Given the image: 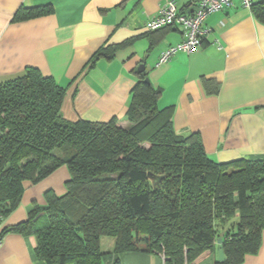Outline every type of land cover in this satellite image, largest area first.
<instances>
[{"label":"trees","instance_id":"16d2710c","mask_svg":"<svg viewBox=\"0 0 264 264\" xmlns=\"http://www.w3.org/2000/svg\"><path fill=\"white\" fill-rule=\"evenodd\" d=\"M264 21V1L253 2ZM52 5L20 7L14 20L51 14ZM118 45L90 59H113ZM140 71L127 110L131 125L71 121L62 113L66 87L36 67L0 83V220L20 204L24 182L66 165L67 192L5 227L36 239L48 264H121L127 250L157 251L165 264H200L217 253L240 264L259 250L264 231V158L212 160L198 133H176L161 90ZM149 144V146H148ZM148 172L164 176L158 187ZM112 240L113 249L104 248Z\"/></svg>","mask_w":264,"mask_h":264},{"label":"crops","instance_id":"0c3cea01","mask_svg":"<svg viewBox=\"0 0 264 264\" xmlns=\"http://www.w3.org/2000/svg\"><path fill=\"white\" fill-rule=\"evenodd\" d=\"M192 12L198 0H175ZM260 2L264 0H253ZM167 0H0V83L36 67L66 87L62 113L71 121L128 125L127 110L140 71L161 90L159 108H171L176 133H198L208 156L218 162L264 158V21L251 8L211 13L201 46L180 51L156 65L161 53L183 39L179 25L148 30V20ZM52 5L51 14L16 21L20 7ZM118 45L113 59H90L102 46ZM145 68L141 69L140 65ZM66 165L34 183L24 182L19 206L0 220V233L47 204V192H67ZM0 264H48L25 232L3 235ZM104 248L113 249L112 240ZM219 249V246H218ZM121 264H165L157 251L127 250ZM112 260L107 259L106 264ZM200 264H222L212 253ZM240 264H264V231L259 250Z\"/></svg>","mask_w":264,"mask_h":264},{"label":"built area","instance_id":"2783aa9c","mask_svg":"<svg viewBox=\"0 0 264 264\" xmlns=\"http://www.w3.org/2000/svg\"><path fill=\"white\" fill-rule=\"evenodd\" d=\"M253 0H241L244 7L252 8ZM236 6L235 0H198L195 9L190 13L181 11L175 0H167L159 13L147 22L148 30H158L167 26L179 25L183 32L181 42L170 45L160 55L157 66L167 62L180 51L190 52L199 48L207 33L204 27L206 18L213 12ZM3 239L0 238V247Z\"/></svg>","mask_w":264,"mask_h":264},{"label":"water","instance_id":"95a60500","mask_svg":"<svg viewBox=\"0 0 264 264\" xmlns=\"http://www.w3.org/2000/svg\"><path fill=\"white\" fill-rule=\"evenodd\" d=\"M140 68H141V69H144V68H145V65H144V64H141V65H140ZM145 81H146V82H150V79L147 77V78L145 79ZM148 176H149V178L152 180L153 185H154L155 187H158V186L161 184L162 179H163V177H164V176H161V175H156V174H154V173H152V172H148ZM224 235H225V232H221L220 235H219V237L217 238V242H218V244H219V249H218V260H219L220 262H223V261L225 260V258H226L225 251H224V245H223V237H224Z\"/></svg>","mask_w":264,"mask_h":264},{"label":"rangeland","instance_id":"374dc122","mask_svg":"<svg viewBox=\"0 0 264 264\" xmlns=\"http://www.w3.org/2000/svg\"><path fill=\"white\" fill-rule=\"evenodd\" d=\"M129 125H131V123L129 122V124L128 125H123L124 127H129ZM148 146H149V144H148Z\"/></svg>","mask_w":264,"mask_h":264}]
</instances>
